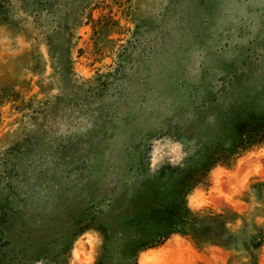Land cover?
<instances>
[{
	"label": "rangeland",
	"instance_id": "obj_1",
	"mask_svg": "<svg viewBox=\"0 0 264 264\" xmlns=\"http://www.w3.org/2000/svg\"><path fill=\"white\" fill-rule=\"evenodd\" d=\"M244 110H264V0H0V264H93L101 224L128 264L118 230L155 172L197 166ZM186 205L234 212L231 245L174 234L135 264H245L251 236L264 264V144Z\"/></svg>",
	"mask_w": 264,
	"mask_h": 264
},
{
	"label": "trees",
	"instance_id": "obj_2",
	"mask_svg": "<svg viewBox=\"0 0 264 264\" xmlns=\"http://www.w3.org/2000/svg\"><path fill=\"white\" fill-rule=\"evenodd\" d=\"M264 144V110H244L229 122L226 143L214 144L203 153L200 163L194 167L179 169L168 164L159 168L154 176L166 182L165 188H145L137 196L136 207L128 213L124 227L118 231L128 233L121 247V256L128 264H135L138 254L146 249L163 244L170 236H189L196 244H214L229 247L233 240L226 224L237 215L228 210L215 214L212 211H193L186 205V196L197 185L206 180L208 172L217 165H228L233 158L245 150ZM92 229L83 226L80 233ZM102 239L101 250L106 251L111 234L104 224L96 228ZM117 231V234L120 232ZM248 246L250 262L256 264L250 249H258L262 238L251 236ZM100 255L93 264H106L105 255Z\"/></svg>",
	"mask_w": 264,
	"mask_h": 264
}]
</instances>
